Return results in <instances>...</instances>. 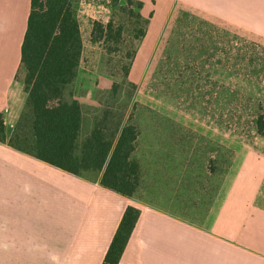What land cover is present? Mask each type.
<instances>
[{
    "label": "crops",
    "instance_id": "0c3cea01",
    "mask_svg": "<svg viewBox=\"0 0 264 264\" xmlns=\"http://www.w3.org/2000/svg\"><path fill=\"white\" fill-rule=\"evenodd\" d=\"M140 1V13L150 17L139 58L148 57L177 7L264 42V0ZM29 10L30 0H0V112L5 115L19 100L13 99L19 86H11ZM155 138L137 136L132 158L140 181L131 197L101 186L100 174L75 175L0 142V264H101L129 205L139 217L118 264H264L259 201L264 153L234 148L227 175L216 187L214 178L197 181L183 149Z\"/></svg>",
    "mask_w": 264,
    "mask_h": 264
},
{
    "label": "rangeland",
    "instance_id": "374dc122",
    "mask_svg": "<svg viewBox=\"0 0 264 264\" xmlns=\"http://www.w3.org/2000/svg\"><path fill=\"white\" fill-rule=\"evenodd\" d=\"M125 3H77L81 59L76 76L61 90L63 99L76 97L82 104L77 142L98 120L112 128L118 118L123 123L131 115L139 133L183 149L197 181L213 183L214 178L217 187L227 175L234 148L264 153V131L258 133L255 126L258 116L264 120V42L221 20L177 7L148 57L135 55L130 75L123 79L119 59L135 44L132 29L139 27L134 24L135 5L130 13L121 9ZM109 18L124 27V41L92 42V22ZM16 96L14 114L25 100L21 91ZM259 201L264 203V183Z\"/></svg>",
    "mask_w": 264,
    "mask_h": 264
},
{
    "label": "trees",
    "instance_id": "16d2710c",
    "mask_svg": "<svg viewBox=\"0 0 264 264\" xmlns=\"http://www.w3.org/2000/svg\"><path fill=\"white\" fill-rule=\"evenodd\" d=\"M78 1L30 0L20 64L11 86V89L19 86L25 100L16 114L0 112V142L75 175L100 174L101 186L131 197L140 181L139 165L132 158L139 130L131 115L123 123L118 118L112 128H108L106 120H98L78 143L82 104L75 98L65 100L61 95L62 87L76 76L81 59ZM133 4L137 9L134 24L139 27L132 29L135 44L119 59L118 73L123 79L129 75L150 17L140 13L143 6L140 0H126L121 9L132 13ZM123 33L124 27L113 18L106 23L92 22L94 43L121 44ZM7 122L12 126L7 127ZM255 123L257 132L263 133L261 115ZM138 217L136 207L129 205L124 209L101 264H118Z\"/></svg>",
    "mask_w": 264,
    "mask_h": 264
}]
</instances>
